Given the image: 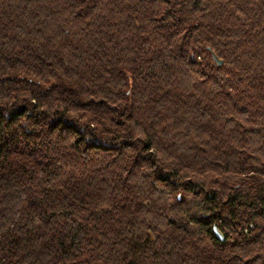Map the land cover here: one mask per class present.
Masks as SVG:
<instances>
[{"label":"trees","instance_id":"obj_1","mask_svg":"<svg viewBox=\"0 0 264 264\" xmlns=\"http://www.w3.org/2000/svg\"><path fill=\"white\" fill-rule=\"evenodd\" d=\"M0 264H264V0H0Z\"/></svg>","mask_w":264,"mask_h":264},{"label":"water","instance_id":"obj_2","mask_svg":"<svg viewBox=\"0 0 264 264\" xmlns=\"http://www.w3.org/2000/svg\"><path fill=\"white\" fill-rule=\"evenodd\" d=\"M213 58L215 59L216 56L214 55ZM216 59H217V58H216ZM220 62H221V60L217 59V63H220ZM213 231H214L215 235H216L220 240L223 239V235H222L221 232L217 229L216 226H213Z\"/></svg>","mask_w":264,"mask_h":264}]
</instances>
